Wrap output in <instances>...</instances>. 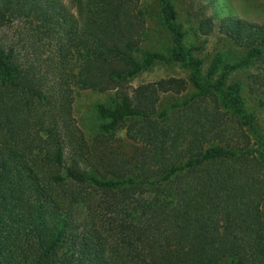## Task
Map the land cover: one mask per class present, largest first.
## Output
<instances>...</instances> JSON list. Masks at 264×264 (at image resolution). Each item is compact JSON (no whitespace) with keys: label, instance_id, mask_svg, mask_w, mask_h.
<instances>
[{"label":"trees","instance_id":"16d2710c","mask_svg":"<svg viewBox=\"0 0 264 264\" xmlns=\"http://www.w3.org/2000/svg\"><path fill=\"white\" fill-rule=\"evenodd\" d=\"M69 1L74 11L61 0H0V27L23 21L70 67L48 85L0 44V264H264V139L231 78L254 67L248 88L264 97V23L202 17L198 34L217 32L242 52L217 53L204 70L205 40L185 43L173 0H158L165 52L141 47V0ZM156 61L179 63L188 79L129 94ZM68 82L115 91L113 105H95L99 129L112 135L127 121L131 150L89 162ZM189 84L158 111L162 93Z\"/></svg>","mask_w":264,"mask_h":264},{"label":"rangeland","instance_id":"374dc122","mask_svg":"<svg viewBox=\"0 0 264 264\" xmlns=\"http://www.w3.org/2000/svg\"><path fill=\"white\" fill-rule=\"evenodd\" d=\"M74 11L69 0H61ZM178 22L185 32V43L198 44L201 40L203 50L196 54L204 59V70L211 59L217 53H226L227 60L233 61L239 58L242 52L229 39L217 32L203 36L197 33L198 21L204 16H212L217 21L226 14H234L248 21L264 23V0H173ZM141 7L146 13L147 38L142 42V49L167 51L171 46V36L167 29L159 23L158 0H141ZM26 29L23 21H15L9 26L0 27V44L7 50L12 48L13 53L23 69L39 72L48 80V85L60 82L61 74L70 67H64L57 52V43L44 41L34 42ZM56 44V45H55ZM254 67L240 69L233 73L231 78L241 83L240 93L243 97L246 110L255 117L256 128L264 139V97L254 94L248 88L247 74ZM169 76L188 79V71L179 63H165L156 61L152 66L139 72L128 83L127 90H132L141 83L151 82ZM70 96L72 97V116L77 126L81 129L87 142L85 156L89 162L99 164L100 158H106L109 151H129L134 142L127 136V121L121 125L112 135L103 136L99 125L104 121L99 118L95 111L97 103L113 105L116 99L115 91L104 92L92 89H79L68 82ZM193 88L188 86V91L180 94L164 92L160 95L157 104L158 111L168 108L172 103L181 101L191 94ZM251 136V143L257 147L256 137ZM135 144H139L136 143Z\"/></svg>","mask_w":264,"mask_h":264}]
</instances>
